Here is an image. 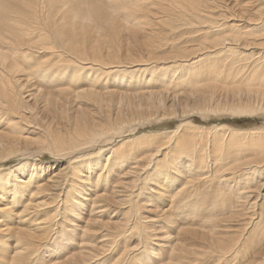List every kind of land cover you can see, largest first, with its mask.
I'll list each match as a JSON object with an SVG mask.
<instances>
[{"label": "bare ground", "instance_id": "6f19581e", "mask_svg": "<svg viewBox=\"0 0 264 264\" xmlns=\"http://www.w3.org/2000/svg\"><path fill=\"white\" fill-rule=\"evenodd\" d=\"M58 2L63 5L56 7ZM212 3L0 0V264H264V0L243 5L246 26L237 24L245 21L237 15L214 12ZM147 31L137 43L136 35ZM84 75L92 104L103 101V89L96 88L128 81L129 88L114 92L123 89L144 110L135 114L137 123L116 124L120 133L177 117L162 113L170 96L185 101L183 119L198 113L218 122L228 116L253 122L237 127L185 121L162 134L139 133L118 153L107 155L100 147L79 157L117 132L109 126L100 135L86 120L81 145L62 141V128L53 131L52 141L51 130L43 132L44 144L54 147L52 157L63 162L43 179L40 159H32L51 150L27 149L35 132L17 127L31 124L29 109L21 114L20 108L34 100L35 89L24 95L18 89L37 82V95L59 86L69 91ZM75 92L70 98L82 100ZM191 101L196 104L189 109ZM4 131L13 135L7 142ZM158 136L164 142L144 163L140 153ZM20 154L29 158L4 167ZM136 160L144 164L129 163ZM113 171L119 179L108 183ZM115 199L120 224L97 227L96 218L106 211L98 205L113 206ZM171 222L175 230L164 229ZM93 229L104 244L100 253L91 241Z\"/></svg>", "mask_w": 264, "mask_h": 264}, {"label": "rangeland", "instance_id": "374dc122", "mask_svg": "<svg viewBox=\"0 0 264 264\" xmlns=\"http://www.w3.org/2000/svg\"><path fill=\"white\" fill-rule=\"evenodd\" d=\"M65 1L66 0H64V2ZM212 1H213L212 6H213L214 12L217 11L219 14H226V15L228 14V16L232 15L235 17L237 15V18L239 17L241 19H245L244 22H238L237 24L244 25V26L247 25L246 23H247L248 15H246L245 13L243 14V10H245L244 7H247L246 6L247 2L249 3L252 0H212ZM62 5H63V2H58L56 7H60ZM243 5H244V7H243ZM261 5H262V3H261ZM242 7H243V9H242ZM228 8L230 9L229 10L230 12H228ZM48 9H50V8L47 7V10ZM250 10H251V8H249V11ZM140 33H142V32H140ZM143 34H139V36L136 35L135 41H137V43L140 44L141 42L145 41V37L148 35V31L143 33ZM140 36H142V38ZM135 48L136 47H134L133 49H135ZM137 49H136V51H137ZM122 51L128 53L127 50H122ZM58 52H60V50H58ZM133 52H135V50H133ZM21 77H23V76L17 75L16 79H19ZM148 77L149 76H147V78ZM142 78H144V76H142ZM118 81L117 82L110 81V82H108V85L103 86L102 88H96V89H103V90H98V91H102L104 93H101L103 96L102 95L99 96L100 100L101 99L103 100L101 102V104L94 103L95 105L92 104L93 101L91 102V98L89 99V97H85L92 91V87L90 86L89 82H87V75H84L79 80L80 85L73 86L71 88V90H69V91L62 90L64 88H66L67 86H59L58 88H55V89L54 88H47V90L44 91L42 94L37 95L38 89L35 88L37 85L36 84L37 82L36 83L35 82H29V84L27 86L20 85V88L18 89V92L20 94L24 95L25 93L35 89L33 94L36 96L33 101H30L28 104H23L20 108L21 114H24L23 112L27 111L26 110L27 108L29 109V112H31L30 113L31 117H28V115H27L26 119L31 124L23 122L24 125H19L17 127L20 130L35 132L33 135H31V137L33 138V140H36V142L34 144H29L27 146V149H33V148H38L39 146H43L45 149L51 150V153H50V151H47V153H45V154H37V155H35L34 158L32 157L33 162L35 161V159L36 160L40 159V161L37 162V164L41 165L43 170L46 171V174L43 176V179H45V178L48 179V178L52 177L53 174H55L57 172V169H55L54 165L60 166L63 163L60 160H56L52 157V155L56 154L54 147L49 146L47 144H46L47 145L46 146L44 144L46 142V140L44 138L43 132H47V131L51 130V133H52L51 141H52L53 136H54L53 131L58 129V128L59 129L62 128L63 134L60 136L62 141L65 140L66 143H69V142L72 143V142L76 141V144L81 145V144H84L85 140H87V138L84 136L85 135V133H84V127L85 126L83 124V122H86V120H87V122H89V123L91 122V124H93V126L91 127L92 130L94 132H98L100 135L105 134L108 131L109 126H113L114 128H116L117 132H115L114 134L109 133V135L107 137H105L106 141H107L106 143H102V144L99 143L101 145L96 144L98 146H96V148L90 149L91 152H84L83 154L78 155L79 157L94 155V153H96L100 147L101 148L106 147V149H108V151L106 152L107 155L110 153H113L114 151H117V153H118V150H116L117 148H119L120 146H128V140L127 139H129V140L133 139L137 135H140L143 133L162 134L163 132H165L164 130H168V131L172 130L178 125V123L185 122V121H194L196 123H199V124L205 125V126L211 125L214 122H217V123L222 122V123H227L229 125L237 126V127H243V126L251 125V123L253 122V120L250 118L245 119L243 121H240V120L237 121L236 118L232 119L229 116L228 117H222L221 120L218 122L219 118H217L216 116H214V120H213V115H210L209 116L210 119H209V118L203 117L202 115H199L198 113H196L197 114L196 116L192 115V116L184 117V119H183L181 116V113L183 115V112L186 111V109H184V108L185 107L187 108L185 101L182 102L179 98H177V100H176V98H174L173 96H170L169 98H166V102L168 104L166 107L167 110L165 109L164 111H162V113H165V112L174 113L175 112V114L178 115L177 117L175 116L174 118L173 117H171L170 119L168 118L164 122H153V123H151L152 122L151 121L149 123V125L146 124L145 126L135 125L133 128H130V129L128 128V129L124 130V131H126V134H124L123 131L120 133L118 131V128L115 125L116 124H122L123 126H125L127 124H130L133 120H135V122H133V123H137L136 119H139V118L137 116H135V114L136 115H143L144 109H138L137 107L139 105V102L136 100H130L127 97L128 95L123 91V89L121 91L116 90V92H114L115 89L116 88L119 89V87H123V86L128 87V88L130 87L128 84V81H126L123 84V86H119ZM109 90L113 93H110ZM126 90H127V88H126ZM70 91H76L73 94H76L77 96L82 97V100L80 99L79 101L76 102V96H74L73 98H70V95H69ZM73 94H71V95H73ZM104 94H106V95H104ZM110 94L112 97L110 96ZM116 96H117V98H116ZM122 96H123V98H121ZM124 96H126V97H124ZM114 98H116V99H114ZM84 99H85V101H84ZM120 99H121V101H120ZM104 100L108 101L109 103L108 102L104 103ZM89 101L91 103H89ZM122 101H126L125 102L126 104L124 105V103ZM129 101L131 103H129ZM178 101L180 102L179 105H178V103H179ZM87 102H88V106H87ZM102 103H104V104H102ZM183 103H185V105ZM190 103H189V106H191V107L189 109H192L196 103H195V101H191ZM97 104L100 106H98ZM183 105H184V107H183ZM81 108H84V109H81ZM183 110H185V111H183ZM188 113H190V112H188ZM87 114L89 116V119H86V118H88V116L86 117ZM145 114H148V113H145ZM179 117H180V119L182 118L181 121H180ZM83 118H84V120L82 121ZM124 119L126 121H124ZM259 122H260V120H259ZM89 123H88V126H89ZM140 125H142V124H140ZM69 130H70V132H68ZM3 133H4L3 140H5L6 142L9 141L13 137V135H10L6 131H4ZM87 134L90 137V133L88 132V129H87ZM78 136H81L84 141H80ZM105 138L103 139V141L105 140ZM153 142L155 144L150 145L149 149H147L146 151H142L140 153L144 158V163L147 162V159H150L154 156L155 150L158 148V146H160L164 142V138L159 137L158 139H156ZM170 150H171V148L166 149L162 152H163V154H165L166 152H168ZM27 158H29L27 156V154H25V155L20 154V155L15 156L14 158L10 159L9 161H6L3 165L5 168L10 169V168H13L14 166H16L18 163L20 164V163L24 162V160ZM162 158L163 157H159V160H162ZM105 161H104V163H105ZM129 163H133V165L135 167V165L138 162L136 160V162L130 161ZM144 163H138V165L142 166ZM47 165H49L50 167H47ZM103 167H101V171L103 170ZM15 168H17V167H15ZM117 172L118 171H116V172L113 171V173H112L113 177H110V179L108 180V183H110V182L115 183L119 179V177H116V175H115ZM121 175H123V174H121ZM148 186L149 185H147L146 187H148ZM111 198L112 197H110V199ZM103 201L110 203L109 198H107ZM137 201H140L141 203L144 202L142 197L138 198ZM111 203H113L115 205L111 206L110 204H107V203L98 205V206H103V208L98 209V211H101V210H106V211L102 215H100L99 218H96L97 221H99V223L96 224L97 227L106 226V227H110V228H116L120 224L117 221H119L121 219L118 216V211L121 208V206L118 204V202H116V199H115V202H111ZM122 207H124V206H122ZM83 217H87L88 219L91 218L89 214H85ZM158 221L161 222L160 219ZM74 223H75V220H74ZM162 225H163L164 229L166 228L168 231L175 230V228H176L172 222L167 223V224L163 223ZM153 227L155 230L160 229L157 224L153 225ZM93 231L95 232V234H93L91 236V241L95 240L96 242H98L96 244V246H98L97 247L98 250L97 249L96 250H97V253H100L104 244L101 240H99L98 236H99L100 232H97L98 230H96V229H93ZM0 236H1V234H0ZM198 237L200 238V236H198ZM192 239H194V243L198 240V238L196 236H192L191 240ZM100 241L102 243H99ZM9 242L13 247L14 242H12L11 240ZM99 248H101V249H99ZM73 251H75V250H70L67 253H65L63 256H66L67 254H70ZM63 256H61V257H63ZM106 258H104V260ZM88 260H89V258H88Z\"/></svg>", "mask_w": 264, "mask_h": 264}]
</instances>
